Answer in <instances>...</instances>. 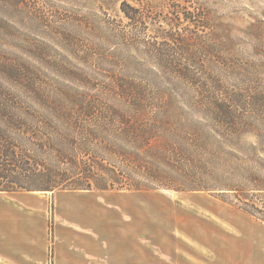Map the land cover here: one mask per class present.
I'll use <instances>...</instances> for the list:
<instances>
[{
  "label": "rangeland",
  "instance_id": "rangeland-1",
  "mask_svg": "<svg viewBox=\"0 0 264 264\" xmlns=\"http://www.w3.org/2000/svg\"><path fill=\"white\" fill-rule=\"evenodd\" d=\"M122 1L0 0V88L101 108L128 80L179 103L227 102L232 114L185 107V120L231 154L216 166L240 169L222 177L239 190L120 189L119 159L91 190H0V264H264V221L240 207L264 209L243 176H264V0H127L139 22Z\"/></svg>",
  "mask_w": 264,
  "mask_h": 264
},
{
  "label": "trees",
  "instance_id": "trees-1",
  "mask_svg": "<svg viewBox=\"0 0 264 264\" xmlns=\"http://www.w3.org/2000/svg\"><path fill=\"white\" fill-rule=\"evenodd\" d=\"M120 8L131 21L143 20L127 0ZM110 95L113 101L98 108L20 97L0 88V190H91L96 170L117 159L124 163L120 189L239 190L222 177L241 174L240 169L216 166L228 163L231 154L209 148L208 138L185 120V107L217 117L232 114V105L219 99L186 104L153 97L147 86L128 80L113 86ZM243 176L254 182L252 189L264 192V176L254 171ZM177 180L181 185H174ZM250 206L240 207L264 221V209Z\"/></svg>",
  "mask_w": 264,
  "mask_h": 264
},
{
  "label": "crops",
  "instance_id": "crops-1",
  "mask_svg": "<svg viewBox=\"0 0 264 264\" xmlns=\"http://www.w3.org/2000/svg\"><path fill=\"white\" fill-rule=\"evenodd\" d=\"M204 210V209H203ZM209 214V213H208ZM255 260H259L258 257H255ZM255 263H259L254 261ZM67 264H143L142 261L138 262V259H119V258H107L102 259L100 257H89V259H74L71 260V262H68Z\"/></svg>",
  "mask_w": 264,
  "mask_h": 264
}]
</instances>
